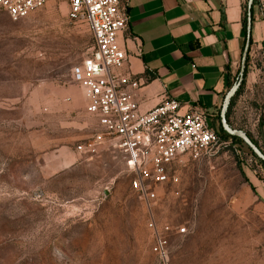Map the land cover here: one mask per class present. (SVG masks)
<instances>
[{
  "label": "rangeland",
  "instance_id": "obj_1",
  "mask_svg": "<svg viewBox=\"0 0 264 264\" xmlns=\"http://www.w3.org/2000/svg\"><path fill=\"white\" fill-rule=\"evenodd\" d=\"M92 42L64 0L16 21L0 10V264H161L150 211L170 230L169 264H264V203L249 187L264 167L246 140L260 148L259 106L244 89L229 100L240 141L180 156L150 210L107 139L91 156L76 148L100 132L71 73Z\"/></svg>",
  "mask_w": 264,
  "mask_h": 264
},
{
  "label": "crops",
  "instance_id": "obj_2",
  "mask_svg": "<svg viewBox=\"0 0 264 264\" xmlns=\"http://www.w3.org/2000/svg\"><path fill=\"white\" fill-rule=\"evenodd\" d=\"M246 2L127 1V27L117 40L127 57L123 72L140 82L137 89L128 91L141 112L175 99L181 104L179 112L204 111L209 125L217 129L220 110L240 67ZM250 39L242 89L259 106L258 138L264 153V18L256 3L251 9ZM249 187L264 203V181L251 180Z\"/></svg>",
  "mask_w": 264,
  "mask_h": 264
},
{
  "label": "built area",
  "instance_id": "obj_3",
  "mask_svg": "<svg viewBox=\"0 0 264 264\" xmlns=\"http://www.w3.org/2000/svg\"><path fill=\"white\" fill-rule=\"evenodd\" d=\"M49 0H0V10L13 21L27 17ZM71 20L83 18L92 33L89 53L72 70L85 100V111L93 115L100 132L77 145L79 153L91 156L107 139L122 156L131 190L150 210L157 196L156 185L175 179L172 166L183 155L198 160L216 146L219 136L209 125L207 114L197 109L179 112L180 102L170 99L141 112L134 95L140 82L123 72L127 57L117 35L127 27L128 0H64ZM264 18V0H255ZM147 227L151 251L161 264H169L168 228L159 229L152 212ZM177 235L187 233L186 224L177 225Z\"/></svg>",
  "mask_w": 264,
  "mask_h": 264
},
{
  "label": "water",
  "instance_id": "obj_4",
  "mask_svg": "<svg viewBox=\"0 0 264 264\" xmlns=\"http://www.w3.org/2000/svg\"><path fill=\"white\" fill-rule=\"evenodd\" d=\"M252 1L253 0H247L246 5H247V14H246V39H245V44L241 53V62H240V67L239 71L237 74V78L230 89V91L227 93L225 97L224 104L220 110V122L222 126L227 130L229 133H232V131L227 127L226 121H225V108L230 100V98L235 94L237 89L239 88L241 81L243 79V74H244V69L246 66V58H247V52L248 48L250 45V27H251V9H252ZM246 140L249 144V146L252 148L253 152L256 154V156L261 159L264 162V153H262L260 148H258L249 138L246 137Z\"/></svg>",
  "mask_w": 264,
  "mask_h": 264
},
{
  "label": "trees",
  "instance_id": "obj_5",
  "mask_svg": "<svg viewBox=\"0 0 264 264\" xmlns=\"http://www.w3.org/2000/svg\"><path fill=\"white\" fill-rule=\"evenodd\" d=\"M254 3H255V0L252 1V6H253ZM246 14H247V5L245 3V5H244V13H243V17H242V27H243L245 39H246ZM249 41L251 42V39ZM244 44H245V41H244ZM246 60H247V58H246ZM246 71H247V65L245 66V69H244V74H243V79L241 81V84H240L239 88L237 89V91L235 92L234 96L231 97L230 101H233V98L243 88ZM236 78H237V75H236ZM227 118L228 117H227V112H226L225 113V121L227 120ZM219 119H220V116H219ZM214 130L217 133V135L219 136V139L222 138L223 140L231 139V141H240V139L236 135H232L227 130H225V128L222 126L220 121L218 123L217 129H214ZM248 137L253 142V140L251 139V137L249 135H248ZM258 160H259L260 164L264 167V162L261 159H259V158H258Z\"/></svg>",
  "mask_w": 264,
  "mask_h": 264
}]
</instances>
